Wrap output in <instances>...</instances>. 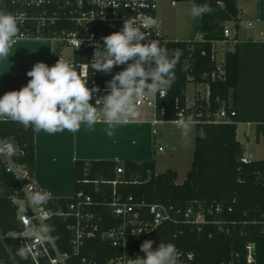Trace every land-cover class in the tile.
Masks as SVG:
<instances>
[{"label":"trees","instance_id":"16d2710c","mask_svg":"<svg viewBox=\"0 0 264 264\" xmlns=\"http://www.w3.org/2000/svg\"><path fill=\"white\" fill-rule=\"evenodd\" d=\"M207 4L212 11L202 17L199 28L206 42L175 41L163 45L168 50H182L183 55L175 68V81L169 89L163 104L167 108L166 119H177L178 112L185 108L183 91L191 82L208 83L211 88L210 102L199 101L186 110L196 123L195 150L191 169L182 184H177L178 173L167 170L156 172L155 160L116 162L112 160H77L74 164V191H83L92 196L96 203L110 202L113 198V185L118 181L116 191L123 197L134 196L148 204H165L175 207H203L221 205L220 214L208 215V223L199 231L183 222L166 223L159 227L153 237V247L160 242L172 243L181 260L191 264H247L248 246H256L254 264H264V160L242 163L244 147L237 139L238 124L242 122L236 103L240 84L241 59L238 51H228L225 56L224 79L212 81L210 76L216 70L212 61L213 42L223 41L225 22H235L238 28L239 10L234 0H179ZM223 4L224 7H221ZM237 47V46H236ZM207 56H202V52ZM57 55L60 50L57 49ZM79 60V59H77ZM81 77L82 71L76 69ZM31 78L27 74H0V96L10 91H18L26 86ZM179 99V107L176 100ZM225 108L229 115L235 112L230 124L205 123L207 114H215ZM202 114V117H199ZM264 134V125H261ZM261 131V132H262ZM201 132L204 134L201 137ZM0 138L10 140L17 148L14 163L23 167L28 175L35 176V128L25 127L11 120H0ZM124 173L117 176V168ZM88 181V182H86ZM99 181V189L95 186ZM106 182V183H103ZM14 198H23L21 186L13 173L8 172L7 163L0 158V230L2 233L19 230L17 206ZM70 199L49 201L56 209H67ZM102 219V229L118 224L109 208L98 205L92 210ZM65 222L54 217L49 221L51 232L58 238L63 252H70L71 233ZM215 222H219L215 223ZM13 250L17 244L10 241ZM83 254L95 259L99 264L107 263L115 257L117 250L99 239L88 241ZM17 259L21 264H29L23 256ZM0 264H12L9 256L0 245Z\"/></svg>","mask_w":264,"mask_h":264},{"label":"built area","instance_id":"2783aa9c","mask_svg":"<svg viewBox=\"0 0 264 264\" xmlns=\"http://www.w3.org/2000/svg\"><path fill=\"white\" fill-rule=\"evenodd\" d=\"M175 4V2L173 3ZM0 10L13 13L19 17V32L15 41H49L55 51L61 52L66 49L73 51V58L70 64L75 69L82 71V78L87 80L86 86L89 89L96 88L99 91L93 93L90 103L103 97L108 89L107 82L113 76L122 71L126 66H114L110 73H103L91 68L92 58L96 51V45H103V38L120 31L125 20L134 18L137 23L142 16L148 15L156 20V24L150 30V39L159 40L161 46L170 43L164 31L162 21L159 17L158 0H0ZM224 40L213 42L212 61L216 63V70L211 74L212 81L224 79L225 56L229 51L225 49L223 60L218 61L217 45L220 43L236 42L232 37L230 29L225 27ZM233 38V39H232ZM194 42H206L203 36L192 39ZM147 42V41H145ZM62 54L57 55V61ZM202 56L207 53L202 52ZM79 59V60H77ZM195 86V97L191 104L187 100V92L183 91L186 98V106L177 114L186 115V110L199 101L210 102L211 88L208 83L192 82ZM168 93L164 96L159 94L145 95L137 101L138 118L129 119L120 125H149L155 127L160 123H175V120L166 119L167 108L163 102L167 99ZM180 100H176L179 107ZM235 112L228 114L225 108L215 114H207L205 123L230 124ZM202 117V114H199ZM197 123V122H194ZM97 124L106 125L103 122ZM159 151H164L162 147ZM18 154L17 148L10 140L0 138V158L7 163V170L13 173L18 180L23 198H14L17 206V217L20 226L19 230L2 233L0 230V245H2L9 256L12 264H21L17 259L23 256L29 264H99L83 254L88 241L99 239L106 242L117 250L115 257L105 264H137L138 257H143L141 244L151 238L156 230L166 223H185L199 231L202 226L208 223V215L220 214L223 211L221 205L203 207L181 208L165 204H148L145 201H138L134 196L123 197L116 191L118 181L111 182L113 185V198L110 202L96 203L92 196L83 191L74 193L70 198L71 202L67 209L59 206L53 209L49 201L33 206L27 203L26 193L39 190L28 172L21 166L14 163V157ZM120 162V161H117ZM242 163L250 164L247 157L242 158ZM23 168V169H22ZM124 173L122 167L117 168V176ZM88 182V181H86ZM97 190L100 182L95 181ZM106 183V182H103ZM102 205L109 208L113 218L118 224L109 229H102L101 221L92 210L93 207ZM54 217L63 219L65 222L72 220L67 225L71 233L69 240L70 252H63L58 244V238L50 233V238L43 241L38 240L30 231L31 227H38L41 224H48ZM220 224L219 222H215ZM10 241L17 244L16 251ZM256 246H248L247 264L255 263ZM193 256H188V261L181 260L177 252V264H191Z\"/></svg>","mask_w":264,"mask_h":264},{"label":"clouds","instance_id":"9594fccd","mask_svg":"<svg viewBox=\"0 0 264 264\" xmlns=\"http://www.w3.org/2000/svg\"><path fill=\"white\" fill-rule=\"evenodd\" d=\"M212 9L205 4L191 8L193 19H200ZM156 20L142 16L139 23L132 18L125 20L120 31L103 38V45H96L91 68L110 73L114 66H126L107 82V93L90 103L96 88L89 89L87 80L69 62L61 58L53 66L37 62L27 72L31 79L18 91L0 96V120H11L25 127L32 126L49 134L64 130L77 132L81 125L89 128L103 122L107 135L112 136L113 128L138 118L137 101L145 95L164 96L175 81V68L182 50H168L159 40L150 39V30ZM19 32V17L0 10V61L8 59L10 50ZM147 41V42H145ZM182 135L193 131L192 116L181 114L175 121ZM203 138V133L201 132ZM51 194L46 190L26 193V201L38 206L47 202ZM53 227L41 224L30 231L38 240L50 238ZM146 240L141 244L143 257L137 264H176L177 249L172 243Z\"/></svg>","mask_w":264,"mask_h":264},{"label":"crops","instance_id":"0c3cea01","mask_svg":"<svg viewBox=\"0 0 264 264\" xmlns=\"http://www.w3.org/2000/svg\"><path fill=\"white\" fill-rule=\"evenodd\" d=\"M169 1L158 0V14L166 36L175 41H187L201 36L199 28L202 18L196 24L191 16L195 2L176 0L177 3L173 4L175 1ZM234 1L239 10L238 28L231 21L225 22L224 26L231 30L236 42L218 44L217 52L221 45L224 51L236 50L240 55V84L236 103L242 122L238 124L237 139L244 147L245 157L250 161H260L264 160V134L261 126L264 125V0ZM170 9L174 11L168 13ZM167 21L171 25H167ZM54 54L56 51L49 41H14L10 57L0 61V74H27L37 62L53 66L58 62ZM166 124L176 125H117L112 130V136L107 135V125L100 124L91 128L82 124L75 133L64 130L49 134L35 129L33 180L39 190H46L51 194L50 198L57 201L70 199L75 193L74 164L77 160H155L156 172L160 173L157 169L158 152L165 151L163 143L168 141H165L167 137L164 129L160 131L159 126ZM193 126L195 131L196 123ZM160 147L164 151H159Z\"/></svg>","mask_w":264,"mask_h":264},{"label":"rangeland","instance_id":"374dc122","mask_svg":"<svg viewBox=\"0 0 264 264\" xmlns=\"http://www.w3.org/2000/svg\"><path fill=\"white\" fill-rule=\"evenodd\" d=\"M171 1H175V4L177 3L176 0H170L169 2ZM172 9L168 10V13L174 11ZM198 20L200 19H193L195 23L198 22ZM167 25H171V24L168 23L167 21ZM170 37L172 38V36ZM220 47L221 45L219 46V54H218L219 62L223 60L224 57V51ZM54 56L56 58L55 54ZM61 56L63 60L71 63L73 58V51L70 49H66L62 52ZM195 91H196L195 86L191 82L187 86V90H186L187 100L189 104H191L194 100ZM159 127L161 129L160 131L164 129L163 131H165V135L167 137V140L165 141L168 142L163 143V146L165 147V151L162 153L158 152L157 169L160 173H164L170 169L177 171L178 173L177 184H182L186 179L189 170L191 169V162L193 160V155L195 150L194 126H193V131L187 136L182 135L181 129H179L176 125L173 124H168V125L166 124L165 126H159Z\"/></svg>","mask_w":264,"mask_h":264}]
</instances>
